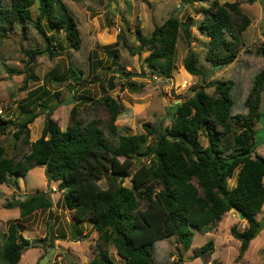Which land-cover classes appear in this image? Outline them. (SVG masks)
Returning a JSON list of instances; mask_svg holds the SVG:
<instances>
[{
    "label": "trees",
    "instance_id": "trees-1",
    "mask_svg": "<svg viewBox=\"0 0 264 264\" xmlns=\"http://www.w3.org/2000/svg\"><path fill=\"white\" fill-rule=\"evenodd\" d=\"M209 3L200 29L210 39L206 57L218 66L237 60L243 35L252 24L241 4L219 0H191ZM29 25L45 43L57 48L55 33H65L69 51L67 78L59 79L55 66L49 79L74 80L77 86L95 84V60L90 52L89 68L77 64L73 51L83 47L82 30L63 0H0V36L10 38L16 27L23 41ZM190 38V26L173 16L157 27L151 36L136 31L138 47L123 42L133 55L150 50L145 60L152 75L170 78L175 69V51L180 32ZM48 32L53 34L48 35ZM119 45V42H118ZM114 46L104 49L112 58L118 74L129 80L133 76L119 63ZM264 56V46L258 49ZM185 69L194 76H205L198 67V56L191 52ZM102 65V62H98ZM121 68V71H119ZM97 77V78H96ZM112 78L109 86L114 89ZM28 81V80H27ZM53 81V83H55ZM130 81V80H129ZM132 85V83H129ZM195 91L194 96L172 107L171 123H144V132L123 133L116 125L124 106L110 95L91 101L103 108L109 119L85 122L78 106L71 111V124L62 130L52 118L60 101V92L46 88L32 94L28 105H21V119L0 114V186L10 176H26L36 167H45L49 183L59 182L63 202L77 224L87 222L99 234L94 259L87 264H116L110 249L114 247L124 264H156L155 245L164 240L173 243L179 260L191 249L194 230L208 233L232 210L244 215L247 228L232 227L231 235L241 242L240 257L257 237L258 214L264 206V157L256 152L255 126L261 118L264 93V66L251 77L248 91L239 106L236 102V81L231 78L209 84ZM39 92V93H38ZM79 102H86V98ZM240 99V98H239ZM45 114L42 136L31 142L30 125ZM11 135L8 137V135ZM207 138L203 146L200 138ZM154 141L150 143V139ZM130 178V186L124 184ZM235 178V186L230 180ZM108 186L102 188L100 182ZM53 201L48 192H36L23 201L8 202L6 209H19L21 218L50 209ZM0 249V263L18 264L25 247L32 240L11 221ZM43 240H34L40 242ZM214 242L209 241L197 254L211 257Z\"/></svg>",
    "mask_w": 264,
    "mask_h": 264
},
{
    "label": "rangeland",
    "instance_id": "rangeland-1",
    "mask_svg": "<svg viewBox=\"0 0 264 264\" xmlns=\"http://www.w3.org/2000/svg\"><path fill=\"white\" fill-rule=\"evenodd\" d=\"M71 14L79 24L83 34V47L73 51V58L82 67H88L90 52L95 60V76L100 81L95 84L77 86L76 94L70 92L75 85L74 80L67 79L62 83L49 79L48 75L55 66L59 79L67 78L69 51L64 32L55 33L57 48L50 47L52 58L47 53L48 45L41 35L29 25L28 33L22 41L20 28L16 27L10 38L0 36V114L7 119H21V105H28L32 94L39 88L51 92H60V101L72 95L74 104L61 105L54 102L56 109L52 118L65 130L72 122L71 111L78 106L79 117L85 122L99 119L106 122L109 114L103 109L93 107L91 101L106 95L120 102L124 113L116 122L118 128L126 134L136 135L144 132V123L159 124L165 122L168 126L173 115L172 107L194 96L195 91L206 88L213 93L214 87L209 84L233 78L236 81L237 104L247 94L253 74L264 66V56L258 54V49L264 46V0H219L221 3L241 4L243 12L248 15L252 24L243 35L237 60L228 66L215 70L216 65L208 61L206 54L209 38L200 29L206 16L209 3L191 2V0H63ZM176 16L190 26V38L181 31L175 51V69L172 77L152 75L145 60L151 54L143 50L141 54L133 55L123 42H128L135 48L139 43L136 39L137 29L144 36H151L154 30L163 25L169 18ZM53 32H48V35ZM119 42V45H118ZM117 45L119 63L127 72L133 74L130 81L126 80L113 65L112 58L104 49L106 46ZM198 56V67L206 73L205 76H194L185 69V60L191 53ZM40 53L30 63L33 54ZM96 53V56H95ZM102 62V65H98ZM121 71V68L120 70ZM213 72L209 77L208 74ZM96 77V78H97ZM69 78V75H68ZM114 80V89L109 83ZM28 80V81H27ZM55 81V83H53ZM132 83L130 85L129 83ZM39 93V92H38ZM82 97L86 102L80 101ZM240 98V99H239ZM40 114L39 110H36ZM261 118L255 126L256 152L264 157V93L260 106ZM46 115L39 117L30 125L31 142L42 136ZM11 136L10 134L8 137ZM203 146H207V138H200ZM154 141L150 139V143ZM124 184L130 186V178L125 177ZM106 188V180L100 182ZM235 186V178L230 180V187ZM48 192L53 206L50 209L37 211L33 215L21 218L19 209H6L8 202L23 201L36 192ZM257 219H264V206ZM11 221L18 223L20 232L25 238L32 240L31 246L25 247L18 264H40L45 257L47 264H87L96 253L99 234L92 225L84 222L77 224L73 214L67 210L63 202V193L59 182L49 183L45 167H36L26 176H10L8 184L0 186V249L5 245L6 234ZM243 231L247 228L245 219L232 210L225 214L221 221L215 224L208 233L194 230L195 237L191 249L179 260L173 253V243L168 240L155 245L156 264H264V229L250 243L246 253L240 257L241 242L231 235L232 227ZM34 240H43L34 242ZM209 241L214 242L215 252L209 257L196 258L199 249ZM110 253L116 264H124L114 247ZM4 264V263H0Z\"/></svg>",
    "mask_w": 264,
    "mask_h": 264
},
{
    "label": "water",
    "instance_id": "water-1",
    "mask_svg": "<svg viewBox=\"0 0 264 264\" xmlns=\"http://www.w3.org/2000/svg\"><path fill=\"white\" fill-rule=\"evenodd\" d=\"M47 53L50 55V58H52V53L50 52V47L48 46V49H47ZM40 53H35L32 55L31 59H30V63H33L34 59L37 57V55H39ZM222 67V65H218L216 66L215 70H218ZM213 72L209 73L208 74V77L212 74ZM56 103H60L61 105H65V106H71L74 104V99H73V96L70 95L68 96L65 100L63 101H58L56 100L55 101ZM240 218L241 219H244V215L243 214H240ZM264 229V219L261 220L260 222V225L257 227V230H256V235H258L262 230ZM46 259H48V257H45L41 260L40 264H47L46 263Z\"/></svg>",
    "mask_w": 264,
    "mask_h": 264
},
{
    "label": "crops",
    "instance_id": "crops-1",
    "mask_svg": "<svg viewBox=\"0 0 264 264\" xmlns=\"http://www.w3.org/2000/svg\"><path fill=\"white\" fill-rule=\"evenodd\" d=\"M250 247V246H249Z\"/></svg>",
    "mask_w": 264,
    "mask_h": 264
}]
</instances>
